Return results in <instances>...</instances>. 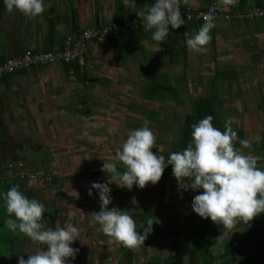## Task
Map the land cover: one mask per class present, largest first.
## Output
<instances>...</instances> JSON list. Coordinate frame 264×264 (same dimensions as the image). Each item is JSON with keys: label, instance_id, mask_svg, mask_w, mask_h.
Instances as JSON below:
<instances>
[{"label": "crops", "instance_id": "1", "mask_svg": "<svg viewBox=\"0 0 264 264\" xmlns=\"http://www.w3.org/2000/svg\"><path fill=\"white\" fill-rule=\"evenodd\" d=\"M154 2L44 0L45 11L29 19L15 10L7 12L4 0H0V63L25 53L61 50L67 38L75 39L87 29L104 26L121 29L119 37L109 35L95 41L79 70L59 62L0 78V202H4V194L12 186L19 185L26 197L45 204L48 200L44 192L48 189H43L35 180L29 186L30 179H16L18 165L24 171L38 170L36 166H41L52 167L59 173L58 151L66 147L62 139L75 133L89 136L91 131L104 132L109 137L107 131H111L105 129L107 122L114 123L115 131L122 128L128 132L132 130V124L128 123L162 124L164 109L181 106L180 99L182 106L185 101L189 106L182 115L183 121L193 103L214 97L224 121L232 120V127L242 133L243 139L253 138L247 150L249 155L255 154L264 160V17L215 21L208 50L203 54L193 53L187 47V40L203 25L201 21L184 22L178 29L169 26V35L158 51V42L151 39L152 31H143L140 16L142 12L146 15ZM218 3L222 14L228 15L253 8L264 10V0H236L234 4L218 0ZM207 4V0H181L180 8L195 14L204 11ZM133 19L138 21L136 26L132 24ZM214 85L216 92H213ZM252 106L258 108L250 109ZM156 115L158 123L153 119ZM257 167L264 171V165ZM45 208L43 222L47 227L54 228L59 221L61 226L71 224L80 230L78 240L71 245L79 249L75 258L80 263L92 264L103 254L107 261L110 252L105 249L107 242L102 240L98 227L89 224L88 212ZM4 209L0 211V264H18V258L23 256L27 260L37 245L7 228L9 217ZM182 219L189 221L180 234L182 242L173 247L170 255L160 258L156 254L147 262L153 258L171 259L178 250L182 251L183 264H188V255L183 250L187 236L194 227L215 225L210 219L186 211L182 212ZM219 226L221 236L224 229ZM157 234L161 235L152 230L145 241L154 243L152 236ZM246 234V225L238 223L220 239L229 241L231 235L244 239ZM163 240L166 239H157L160 245L164 244ZM95 242L104 248L99 249L100 256L96 257L92 250ZM117 247L121 254L120 246ZM141 248L143 245L135 250L134 257ZM213 255L217 256L214 264H220L217 245ZM133 263L144 264L135 258Z\"/></svg>", "mask_w": 264, "mask_h": 264}, {"label": "clouds", "instance_id": "2", "mask_svg": "<svg viewBox=\"0 0 264 264\" xmlns=\"http://www.w3.org/2000/svg\"><path fill=\"white\" fill-rule=\"evenodd\" d=\"M235 2L228 0L230 4ZM180 4L181 0H155L146 15L140 13L143 31H152L151 39L158 42V51L161 50L159 45L169 35V26L178 29L184 24ZM4 5L7 12L15 10L29 19L45 11L44 0H4ZM214 27V18L207 16L197 34L187 40L188 49L196 54L207 52L210 31ZM212 120L209 115L193 124L191 142L183 151L171 153L167 165L163 155L152 151L156 137L148 121L142 127L129 131L113 160L103 163L101 171L107 175L108 183L93 182L87 193L91 197L94 189L99 194L100 210L90 216L92 222L99 226L98 230L108 238V244L136 250L144 245L153 224L148 221L141 234L127 211L117 207L109 209L112 202L109 184L115 183L128 190L133 185L143 189L148 184L155 185L168 165H171L172 175L180 188L202 190L192 200V211L202 219L222 225V235H227L238 223L249 225L264 213V171L257 167L260 157L242 153L241 149L250 147L247 139L239 141L241 149L235 147L238 137L232 128V120L225 123L223 132L213 127ZM118 164L124 171L118 170ZM27 183L31 186L33 181ZM4 201L9 217L7 228L12 232L18 231L37 245V250L29 254L27 260L20 256L18 264H66L68 258L75 259L79 249L71 245L78 240L80 230L77 227L71 224L61 226L59 221L54 228L47 227L43 222L45 205L35 198L26 197L19 190V185L12 186L4 194Z\"/></svg>", "mask_w": 264, "mask_h": 264}, {"label": "rangeland", "instance_id": "3", "mask_svg": "<svg viewBox=\"0 0 264 264\" xmlns=\"http://www.w3.org/2000/svg\"><path fill=\"white\" fill-rule=\"evenodd\" d=\"M180 101L181 106H172L164 109V116L161 117L164 119L162 124L149 123L148 126L156 137V143L152 151L174 150L179 136V127L182 123V115L189 108L187 101H185V106H182V99H180ZM256 108L258 107H250V109L253 110ZM113 124L114 123L111 122L105 124V129H110L111 131H107L109 137L106 136L104 132H99L100 134H97V132L91 131L89 136L75 133L72 137L62 139V144L66 145V147L60 148L58 151L59 155H57L56 169L59 173H57L55 169L53 170L52 167L46 169L41 168V166H36V168H40L35 170L36 172L45 170L48 171L52 177L57 175H59L58 178L64 177V175L77 176L73 179L59 181L50 179L46 183L44 181H37L38 179H30L35 180L43 189H48L44 192V195L47 198L46 200H48L44 204L46 207L50 208V206H52V208L58 209H82L86 213L88 212V218L90 220L89 224H91V226L99 227L92 222V217L90 216L92 213L100 210L99 194L94 189H92L93 194L91 197L87 193L93 182L102 184L108 183L107 175L101 171L103 163L104 161L111 162L113 160L117 149H119L122 143L127 139V133H129L122 128L120 131H115L116 128ZM128 125L134 130L142 127L144 124L139 123L137 126V124L133 122L128 123ZM254 137L256 140L258 139L256 136ZM251 140H253V138L249 137V142ZM244 154L249 155V153ZM30 156H32V154L28 155V157ZM253 156L256 155L253 154ZM18 167L22 169L20 165H18ZM19 168L16 171L17 174L24 171L19 170ZM109 187L111 189L110 196L112 201L108 206L109 209L117 207L121 211H127L136 221V227L142 216L146 214H149L150 216L155 215L154 232L161 233V235L157 234L152 236V239L155 240L154 243H151V240H146L144 242V248H141L136 257H134L140 263L147 262V260L155 257L156 254H158L160 258H164L167 255H170L174 249L173 247L182 242L180 234H182L183 227L186 228L187 222H189L187 219H182V212L186 211L190 214H194L191 208V203L194 196L201 193V190L193 191L191 188L185 190L180 188L178 184L159 180L155 185L148 184L143 189H139L136 185H133L131 191L140 192L138 195L134 196V198L131 197L129 200H124L119 198V196L124 195L130 190L120 188L115 183H110ZM4 202H0L1 212L2 210H5ZM101 235L102 240H106L107 242L108 238L103 233ZM158 237L166 239L163 240L164 244L160 245L158 243ZM96 242H98L97 238ZM106 247L107 248L105 249L110 250V252L107 250V261L103 258L104 254H101V259L93 260L92 264H117V260H121V254H119L118 247L115 244L110 245L107 243ZM99 249L104 250L101 243H96L92 248V250L95 251V257L100 256V254H98ZM66 264L82 263L76 258H70L66 261Z\"/></svg>", "mask_w": 264, "mask_h": 264}, {"label": "trees", "instance_id": "4", "mask_svg": "<svg viewBox=\"0 0 264 264\" xmlns=\"http://www.w3.org/2000/svg\"><path fill=\"white\" fill-rule=\"evenodd\" d=\"M247 10L248 9H246L245 11H234L231 14L235 12L245 13ZM186 11L187 10H182L181 12L183 14ZM234 19L235 18H232L231 20ZM246 19L248 18L236 19V20H246ZM193 21H197V20L192 19L188 21L184 18V22H187L189 24H193L194 23ZM139 25L141 26L140 23ZM118 30L119 32L117 34H110V36L119 37L121 35V29L118 28ZM78 38L79 37L75 38V40H77ZM63 64L66 65L71 64L77 70L83 67V65H80L77 60H73ZM22 71H18V72H22ZM213 92H216L215 85L213 87ZM209 115L213 117L212 120L213 127L223 132L225 130L226 121H224L223 115L219 111V107L216 104L215 98L213 97V99L207 101L198 100L196 101V103L192 104L190 113L185 115L183 118V121L179 127V136L177 138L174 150L153 151V153L157 155H163L165 158V164L167 165V160L171 153L183 151L187 147V145L191 142V131H192L191 126L193 124L198 123L199 120ZM157 118L158 115H156L155 118H153L156 123L159 122L156 120ZM233 130L236 131L238 137V139L234 142L235 147L237 149H241V145L239 141L243 139L242 133L234 128ZM249 149L243 148L241 149V151L243 154L249 153L247 152V150L249 151ZM258 165H264V160L263 161L261 159L258 160L257 166ZM118 170L121 172L124 171L123 167L120 165H118ZM28 172L35 173L36 171L30 170ZM47 177L53 180L56 179L62 180V179H73L77 176L57 178V177H52L50 175H45L41 178V180H46ZM16 179L25 180L24 178H21L19 175H16ZM160 181H170L171 183L177 184L176 179L172 175L171 165L165 167ZM139 192L140 191L130 190L129 192H126L124 195H120L119 198L124 200H129L131 199V197L134 198V196L138 195ZM154 218L155 215L150 216L149 214H146L142 216L141 220L138 222L136 230L138 232L140 231V233L143 234V228L148 226V221H151L153 223L152 230H154ZM263 225H264V213H261L259 216L254 218L251 222H249V225H246L247 234L244 239H240L236 237V235H231L229 241H225V242H222L221 239H217L220 237L219 225H214V226L200 225L194 227L193 230L191 231L192 233L187 236L183 248L184 252H186L188 255V264H214V261L217 258V256L213 255V250L214 247H216V245L219 248V256H218L219 260L222 261L220 262V264H264V231L262 230ZM120 250H121V260H122L120 264H134L133 261L135 256V250H130L123 246H120ZM144 264H183L182 251L180 252L178 250H175L174 255L171 259H166L163 261L157 258H153L151 262H147Z\"/></svg>", "mask_w": 264, "mask_h": 264}, {"label": "built area", "instance_id": "5", "mask_svg": "<svg viewBox=\"0 0 264 264\" xmlns=\"http://www.w3.org/2000/svg\"><path fill=\"white\" fill-rule=\"evenodd\" d=\"M208 4L203 12L193 14L190 10H187L182 14L186 20L197 19L201 22H205V18L211 15L214 18V22L220 19L230 21L235 19H253L257 17H264V10L253 8L248 9L245 13L235 12L233 14H222L218 0H207ZM182 13V12H181ZM137 19L132 20V24L136 26ZM119 32L116 26H104L100 28L88 29L81 33L77 40L67 38L64 41L63 48L55 52H41V53H25L20 58H11L7 61L0 63V78L6 75L16 73L18 71L27 70L34 67H45L54 65L56 63H68L73 60H77L80 65L84 64V57L88 48L97 39H104L110 34H117ZM17 175L25 179H38L41 180L45 174L43 172H28L21 171ZM46 180H50L48 177Z\"/></svg>", "mask_w": 264, "mask_h": 264}, {"label": "flooded vegetation", "instance_id": "6", "mask_svg": "<svg viewBox=\"0 0 264 264\" xmlns=\"http://www.w3.org/2000/svg\"><path fill=\"white\" fill-rule=\"evenodd\" d=\"M43 173H45V174H48V173H46L45 171H42Z\"/></svg>", "mask_w": 264, "mask_h": 264}]
</instances>
